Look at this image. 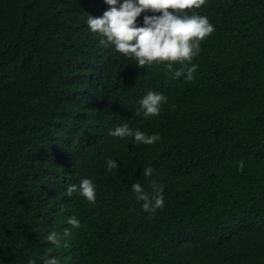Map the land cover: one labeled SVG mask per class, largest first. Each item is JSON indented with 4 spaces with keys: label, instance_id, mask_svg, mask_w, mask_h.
Here are the masks:
<instances>
[{
    "label": "trees",
    "instance_id": "obj_1",
    "mask_svg": "<svg viewBox=\"0 0 264 264\" xmlns=\"http://www.w3.org/2000/svg\"><path fill=\"white\" fill-rule=\"evenodd\" d=\"M110 7L0 0V264H264V0L185 10L214 26L190 82L168 78L179 61L140 67L102 43L87 21ZM160 15L146 10L137 26ZM149 90L167 102L135 116ZM125 123L161 139L108 134ZM83 179L94 203L67 194ZM153 181L164 197L154 214L131 190L151 194Z\"/></svg>",
    "mask_w": 264,
    "mask_h": 264
},
{
    "label": "clouds",
    "instance_id": "obj_2",
    "mask_svg": "<svg viewBox=\"0 0 264 264\" xmlns=\"http://www.w3.org/2000/svg\"><path fill=\"white\" fill-rule=\"evenodd\" d=\"M111 6L100 18L89 15L88 26L93 33H99L107 42L115 47L122 54L131 55L135 58L136 65L152 66L154 61L181 62L180 67L173 68L172 63L166 65L168 78L179 79L183 76L187 81L194 79L197 65L191 63L193 58L200 53V44L205 37L210 36L214 26L206 16L197 15L195 12L188 15L185 10L199 9L206 3V0H106ZM151 10L162 13L160 16H145L143 26H137V17L142 12ZM183 13V15H181ZM167 97L160 93L149 90L139 100V108L135 110V116L145 118L157 116L161 111ZM113 137L133 138L136 144L152 145L159 141V134L148 135L139 129H132L127 123L118 125L109 130ZM107 170L112 171L118 168L115 160H107ZM244 168V161L239 162V169ZM152 167L143 168L142 176L147 178L153 175ZM152 193L145 192L140 183H133L132 192L138 201H143L142 208L145 212L155 213L157 209L164 207L162 189L152 182ZM67 194L71 196L75 192L94 203L96 200L95 185L90 179H83L79 185H68ZM68 223L75 228L80 227V221L72 216ZM64 235H69L65 230ZM46 239L50 243L60 242V233L50 232ZM29 264H35L29 261ZM43 264H58L55 257H45Z\"/></svg>",
    "mask_w": 264,
    "mask_h": 264
}]
</instances>
